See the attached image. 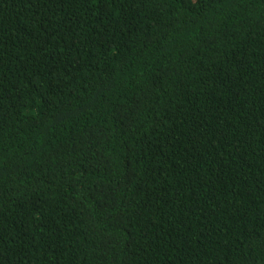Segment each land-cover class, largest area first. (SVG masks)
Masks as SVG:
<instances>
[{"label": "trees", "instance_id": "1", "mask_svg": "<svg viewBox=\"0 0 264 264\" xmlns=\"http://www.w3.org/2000/svg\"><path fill=\"white\" fill-rule=\"evenodd\" d=\"M0 264H264V0H0Z\"/></svg>", "mask_w": 264, "mask_h": 264}]
</instances>
